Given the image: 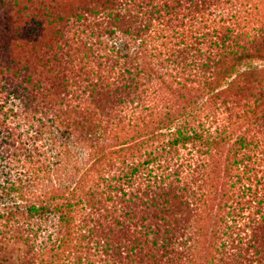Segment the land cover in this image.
Here are the masks:
<instances>
[{"label": "trees", "instance_id": "trees-1", "mask_svg": "<svg viewBox=\"0 0 264 264\" xmlns=\"http://www.w3.org/2000/svg\"><path fill=\"white\" fill-rule=\"evenodd\" d=\"M264 0H0V264H264Z\"/></svg>", "mask_w": 264, "mask_h": 264}, {"label": "rangeland", "instance_id": "rangeland-1", "mask_svg": "<svg viewBox=\"0 0 264 264\" xmlns=\"http://www.w3.org/2000/svg\"><path fill=\"white\" fill-rule=\"evenodd\" d=\"M255 1H256V0H255ZM262 6L264 7V4H263ZM260 12H261V13H264V11H261V9H260Z\"/></svg>", "mask_w": 264, "mask_h": 264}]
</instances>
